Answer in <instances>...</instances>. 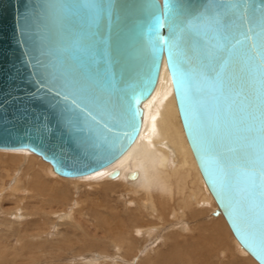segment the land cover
Returning <instances> with one entry per match:
<instances>
[{
  "label": "water",
  "instance_id": "1",
  "mask_svg": "<svg viewBox=\"0 0 264 264\" xmlns=\"http://www.w3.org/2000/svg\"><path fill=\"white\" fill-rule=\"evenodd\" d=\"M164 60L213 214L264 264V0H0V149L113 164Z\"/></svg>",
  "mask_w": 264,
  "mask_h": 264
},
{
  "label": "bare ground",
  "instance_id": "2",
  "mask_svg": "<svg viewBox=\"0 0 264 264\" xmlns=\"http://www.w3.org/2000/svg\"><path fill=\"white\" fill-rule=\"evenodd\" d=\"M143 109L142 128L128 151L116 162L101 170L82 177L68 178V182H72L70 184H75L76 188L74 190L63 183L66 180H57V182L52 183L49 179L53 178L55 172L53 173L42 161L43 159L37 157L38 155L26 153L29 152L27 150L2 149L0 150V162L6 160L16 168L24 162L22 165L25 172L31 173L32 181H30V188L28 187L31 194H36V191L39 190L41 196L47 197L50 195L54 196L55 201L61 199L62 202H70L71 205L73 203V207L69 208L70 212L75 209L74 206L77 204L74 215H79L80 220L78 222L80 224L83 222L82 216L96 219L97 223L92 224V226L86 221L84 222L86 228L94 227L95 232L98 231V228L103 227L102 234L108 236L110 231L115 234L114 230L117 226L122 231L125 225V214L131 219L135 217L132 221L137 223V226L140 227L139 233L144 236V240H142L144 245L140 250L138 241L136 242L133 239V234L129 235L131 236L129 239L131 238L130 240L134 243L128 240L129 244H124L125 241H123L122 232L120 231H117V237L115 235L112 237L115 238L114 244L118 245L115 247L125 252L127 256L134 257L139 250L140 254L145 255L142 261L145 258H152L154 253L155 264H197L196 260L193 263L190 257L180 254L184 250L192 253L193 258L195 256L199 264H237L238 262L255 264L256 260L242 246V251L238 249L236 238L234 239L233 233L229 232L231 229L228 230L229 225H227L228 223H226L227 221H225L226 219H224L222 213H220L221 217L219 215V218H213L210 219V222L204 223L203 219H205L207 211L211 209L207 210L209 205L207 201H211V197L206 192V182L184 132L170 72L165 60L163 61L156 89L143 104ZM115 171H118V175L111 177V174ZM9 174L7 178L10 177ZM133 174H135L134 178H132ZM58 181H62V183ZM82 181L84 184H76V182ZM22 185L24 186V184ZM2 186L5 187V185ZM83 187L89 189H85L84 193L81 194L80 190ZM24 189L26 191V188ZM76 193L81 196L74 203L75 200L73 199ZM46 197L45 199H47ZM25 206L28 207V205ZM69 209H63L66 214L54 212L55 216L61 217L59 220H62V223L58 221L59 226H67V232L70 228L72 230L76 228L74 230L78 231L77 227L80 226L75 225L72 219L68 220L70 217L68 215ZM136 211H138L137 214ZM123 213L125 214L123 215ZM63 218H67V220ZM192 218L196 220L187 223V221H192ZM222 227L228 234L227 238H229L231 246L225 239V233V236H223ZM171 229H174V231H170ZM186 232L189 233L186 234ZM152 234L155 237L158 236L157 239L162 240L160 245L167 249L166 252L161 246L153 247L152 244L155 245L157 239ZM150 235L153 238L149 237ZM91 247L90 249H93ZM139 260L141 261V259ZM131 263L133 264V262Z\"/></svg>",
  "mask_w": 264,
  "mask_h": 264
},
{
  "label": "rangeland",
  "instance_id": "3",
  "mask_svg": "<svg viewBox=\"0 0 264 264\" xmlns=\"http://www.w3.org/2000/svg\"><path fill=\"white\" fill-rule=\"evenodd\" d=\"M0 150H2V149H0ZM23 152H26V151H23ZM26 153H29V154L36 156V154H34L30 151L26 152ZM37 157L42 160V158L40 156H37ZM1 161L2 162H0L1 163L0 164V193H1L0 194V264H132L131 262H133V264H141V263L149 264V262H150V264H152V263L155 264L154 258H153L154 253L152 254V258H150V259L145 258L142 261V258L145 255L140 254L139 250L142 248V245H144L143 241H142V240H144V236H143V234L139 233L140 227L137 226V223L132 221V219H134L135 217L131 219V218H128L127 214L123 213V215L125 214L124 215L125 216V218H124V224L125 225H124L122 231H121V229H118L119 226H117L114 230L115 234H113L112 231H110L109 234L107 233L108 236L102 234L103 233V231H102L103 227L98 228V231L95 232L93 229L94 227L86 228L87 226L84 225L85 224L84 222L86 221L89 225L92 226V224L94 225L97 223L96 219L94 220L93 218H91L89 216H82L84 219V220H82L83 222H81L82 226L78 222V220H80L79 215L78 214L74 215L75 209H77V204H76V206H74L75 209L73 208L74 210H71V212H70L69 208L73 207V203L71 205L70 202L69 203L66 202L67 203V207H66V203L64 201H63L64 202L63 203L61 201V199H57L55 201L54 196H50V195H49L50 197L49 196L46 197L44 195L41 196V193L39 190L36 191L37 195L35 193L31 194V192L28 189V187L30 188V185H31L30 181H32L31 176H30L31 173L29 174V173L25 172V168L22 165V163H24V162H22L21 165L18 168H16V167H14V165H11L6 160H1ZM42 161L54 173L53 167L51 166V164H49L48 162H46L44 160H42ZM7 171H9V172H7ZM8 174L10 176V177H8L9 180L7 178ZM26 175H27V177H26ZM56 175L57 174L54 173L53 178L54 177L55 178L49 179L50 181H52V183L57 182V180H63V181L66 180L63 183H65V185H67L68 188H70L72 190H74L76 188L75 184L73 185V184H70L72 182H70V183L68 182V180H67L68 178H63V177H60L57 175L59 177L58 178ZM59 183H62V181ZM77 183L82 185L83 181L82 182H76V184ZM1 184L5 185V187L2 186ZM11 184H13V185H11ZM22 184H24V186ZM17 186H18V188H17ZM2 187H4V188H2ZM205 187H206V192L208 193L209 197H211L210 198L211 201H207V203L209 202L208 208L206 206L207 210L210 208L211 209L207 211L208 213L204 217L205 219H203L204 223H208V222H210V219L219 218V216L215 217L213 214L218 209V205H217L216 201L214 200L213 196L211 195L209 189L207 188L206 183H205ZM24 188H26V191ZM85 189H89V188L88 187L81 188V190H80L81 194L84 193ZM90 189L92 190V188H90ZM9 190H12V191H9ZM9 193H11V194H9ZM23 195H25V196H23ZM35 196H37V197H35ZM80 196L81 195H79L78 193H76L74 195V199H73V200H75L74 203L77 202V199ZM22 197H23V199H21ZM45 197L48 200L45 199ZM38 199H40V200H38ZM46 200H47V202H46ZM40 201L43 203H41ZM25 205H28V207ZM64 208L69 209L68 215H70V217L68 220L72 219V221H74L75 225L78 224L81 227V228L77 227L78 231L74 230L76 228L73 229L74 231L70 228V230H68L69 232H67L66 231L68 228L67 226H59V223H62V220H59V219H61V217L55 216L54 212L57 211L56 212L57 214H62V212L64 214H66V212L63 211ZM137 213H138V211H136V214ZM220 217H221V214H220ZM63 219L67 220V218H63ZM194 220H196V219L192 218V221H187V223L188 222H194ZM58 221H60V222L58 223ZM94 221H95V223H94ZM84 226H85V228H84ZM136 226H137V229H136ZM229 228L230 227H228V230H229ZM222 229H223V231H222L223 236L226 235L225 239L228 243L229 242V238H227L228 234L223 227H222ZM117 231L122 232V236L124 239L123 241H125L124 244H127V243L129 244L128 240L131 239V238L129 239V237H131L129 235L133 234V239H135L136 242L138 241V248H139L136 256H134V257L127 256V255H125V252H123L119 248L115 247L117 244H114L113 241H115V238H112V237H113V235H115V237H117V235H116ZM170 231H174V229H171ZM229 232L232 234L231 230H229ZM182 233H183V231H182ZM188 233L189 232H186V234H188ZM224 233H225V235H224ZM125 235H127V236H125ZM152 235H150L149 237L153 238L154 235L153 236ZM85 236L89 240H87L85 238ZM232 236L235 239L233 234H232ZM93 237H94V239H93ZM156 237H158V236H156ZM156 237H155V239H157ZM83 238L85 239V241ZM94 241H96V242H94ZM161 241L162 240L157 239V242L155 243V245H154V243L152 244L153 247L154 246H161L160 245ZM235 241L238 244L237 245L238 249L241 250L242 249L241 245L238 243V241L236 239H235ZM83 242H84V244H83ZM130 242H132V240H130ZM132 243H134V242H132ZM229 244H230V246L232 245L231 242H229ZM89 246L90 247L92 246L93 249H90ZM128 246L130 247V245H128ZM161 248H163V246H161ZM2 249H3V251H2ZM163 250L166 252L167 249H165V247H164ZM182 252L180 254H183V256H187L188 258L190 257L191 261L193 263H195V260H196V263L199 264L198 259L195 256L193 258L192 253H190L188 251H184V250H182ZM144 254H145V252H144ZM247 255L250 256L249 254H247ZM139 259H141V261ZM256 263L257 262L255 261V264ZM184 264H187V263H184ZM237 264H242V262H240V263L238 262Z\"/></svg>",
  "mask_w": 264,
  "mask_h": 264
},
{
  "label": "snow or ice",
  "instance_id": "4",
  "mask_svg": "<svg viewBox=\"0 0 264 264\" xmlns=\"http://www.w3.org/2000/svg\"><path fill=\"white\" fill-rule=\"evenodd\" d=\"M188 39H190V34L189 36L187 37ZM180 79V78H179ZM181 80V79H180ZM182 82V81H181ZM261 179H262V182H264V167H261Z\"/></svg>",
  "mask_w": 264,
  "mask_h": 264
}]
</instances>
